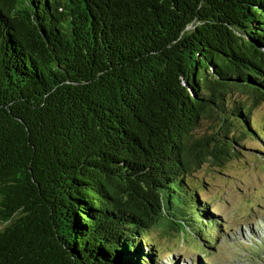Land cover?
Here are the masks:
<instances>
[{
    "label": "trees",
    "instance_id": "1",
    "mask_svg": "<svg viewBox=\"0 0 264 264\" xmlns=\"http://www.w3.org/2000/svg\"><path fill=\"white\" fill-rule=\"evenodd\" d=\"M259 99L264 0H0V264L217 242L194 176L249 136L264 157Z\"/></svg>",
    "mask_w": 264,
    "mask_h": 264
},
{
    "label": "rangeland",
    "instance_id": "2",
    "mask_svg": "<svg viewBox=\"0 0 264 264\" xmlns=\"http://www.w3.org/2000/svg\"><path fill=\"white\" fill-rule=\"evenodd\" d=\"M251 120L264 126V99ZM255 137L245 138L237 155L223 165L206 163L195 173L198 185L206 184L202 194L216 205L209 209L220 225L215 222L217 242L203 247L193 232L155 230L149 238L156 243L160 264H264V157L256 151Z\"/></svg>",
    "mask_w": 264,
    "mask_h": 264
}]
</instances>
